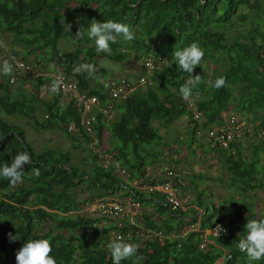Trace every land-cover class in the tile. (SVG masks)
I'll return each mask as SVG.
<instances>
[{
  "label": "trees",
  "instance_id": "obj_1",
  "mask_svg": "<svg viewBox=\"0 0 264 264\" xmlns=\"http://www.w3.org/2000/svg\"><path fill=\"white\" fill-rule=\"evenodd\" d=\"M93 19L126 23L135 39L118 37L110 53L98 54L94 40L87 36ZM81 28L84 36L78 38ZM2 35L0 40L35 69L31 74L23 71L15 80L0 77V113L25 115L40 128L60 130L74 148H84L87 157L83 168H78L69 151L50 146L35 150L24 128L0 115V164L10 163L21 151L32 159L24 167L22 183L13 186L0 178V264H17L18 250L35 239L51 242L57 264H113L107 245L119 238L114 231L123 233L120 238L125 242L139 246V264H214L219 257L220 264H264V259L250 261L237 247L246 235L247 220L264 218L253 204L259 195L264 200V141L259 137L264 131V0H206L203 4L200 0H0ZM63 36L75 46L69 52L61 50ZM193 42L205 51L203 68L193 72L204 82L199 85L200 96L185 101L179 89L190 75L178 68L172 54ZM101 54L127 63L141 60L139 75L143 76L145 57L150 56L153 65L145 82L123 98L110 99L106 77L116 72L97 64ZM82 63H96L100 79L74 74ZM53 69L74 78L79 90L98 98L100 109L91 108L93 134L80 124L74 100L64 99L62 92L52 94L46 86L54 80ZM219 76L226 77V86L216 89L211 82ZM108 110H113L109 120ZM194 110L200 111L199 121L193 118ZM182 115L190 124V146L196 127L224 125L231 115L244 119L245 130L230 147L210 144L221 161L225 179H219L228 188V196L214 201L202 198L199 190L187 198L184 208L171 210L160 196L127 180H157L145 174L147 165L160 163L164 150L154 148L162 135L152 121L165 126ZM105 129L110 137L104 151L111 157L106 164L96 150L105 141ZM117 166L128 172L126 179L115 170ZM37 168L39 177L34 175ZM113 193L150 208L132 219L122 215V225L80 208L79 203ZM102 218L106 222L100 224ZM215 220L225 223L227 231L206 237V229ZM190 224L198 228L185 230ZM147 229L161 231L164 237H148ZM10 234L17 239L11 240Z\"/></svg>",
  "mask_w": 264,
  "mask_h": 264
},
{
  "label": "rangeland",
  "instance_id": "obj_2",
  "mask_svg": "<svg viewBox=\"0 0 264 264\" xmlns=\"http://www.w3.org/2000/svg\"><path fill=\"white\" fill-rule=\"evenodd\" d=\"M0 37H4L3 35ZM2 41V40H0ZM61 50H65L67 52L71 51L75 48L74 44L72 43L71 39H69L68 36H63L59 40ZM6 44V43H5ZM12 50V49H11ZM9 48V45L6 44V47H0V64L3 63V61L7 60L10 63L13 64L12 57L18 58L21 57V53H14ZM64 54V52H62ZM210 65H212V62H209ZM141 60L138 61H132L129 62L126 69L116 72V74L124 75L128 77L129 79L135 80L136 77L141 74ZM28 67L31 69L30 73L33 71V68L35 67L32 64H27ZM14 66V64H13ZM150 69V68H149ZM149 69H146L145 75L149 72ZM38 70V69H37ZM23 69L16 68L14 66L13 75L10 76L11 80H15L16 76H21L23 74ZM61 74L64 78V80H67V82H73L76 85V89L78 92H84L83 90H79L76 81L74 78L67 76L63 71H58V69H53L52 74ZM3 74L0 73V77H2ZM53 76V75H52ZM54 77V76H53ZM50 82L46 85H48ZM62 95H64V99L69 100L67 98L66 93L61 91ZM42 94L46 96L44 91H42ZM89 95V94H87ZM0 115H2L0 113ZM224 115H226V112H224ZM238 115V114H237ZM4 118H6L9 122L19 124L24 128L25 137L28 139V141L34 146L33 148L35 150L40 151L42 148L46 146L60 148L65 151H69L71 154V161L78 167L83 168L85 165L83 163L84 158L87 157L86 152L84 148H74L71 145V142L66 139V137L62 134V132L56 128H50V129H44L36 126L30 118H28L25 115H18V114H11V115H2ZM6 116V117H5ZM107 119H111L113 116V110H108L106 112ZM240 116V115H239ZM227 115L225 116V118ZM255 120V118H254ZM152 123L156 125L158 128L159 133L162 135V142H159V145H155L154 148L157 150L161 146L164 147L163 149V155L162 160L158 164L154 165H147V171L150 175H155V177H161V171L163 167H171L175 168L180 173V176L182 177L184 181L185 187L181 191L187 196L188 199H191L194 197V195L201 190L203 194L201 195L202 198H208L210 200L217 201L218 199H222L223 197H227L229 194V190L226 187V185L219 179V177H223L225 179V174L223 173V169H221V161L219 160L218 155L215 153L213 149H210V144H212L209 140L205 139V134L202 133L199 136H194L193 140L191 141V146L188 144L190 139V124L187 121L186 117L184 115L180 116L179 118L171 121L170 124L162 126L159 125L156 120H153ZM201 140L202 142L198 141ZM253 141H259V138L256 137L253 139ZM102 146L98 147V151L101 152V150L104 148V146H108V141L102 142ZM101 148V150H100ZM208 148V150H206ZM104 151V150H103ZM263 163V160L260 162ZM193 181L190 182L189 180ZM142 183H145L142 181ZM83 186V185H82ZM84 187H82L83 189ZM80 191V190H79ZM121 190H119L117 193H120ZM86 192H79V196L83 197ZM117 193H113L110 195H104L105 198H114L116 200H120L122 203H124V200L132 199L129 196H125L124 199H121L122 196H117ZM94 197V196H93ZM99 197H94L93 199L89 200L88 203L93 201L94 199ZM80 208L84 210V207L86 203H79ZM253 204L257 205V208H259L262 213H264V200L262 195L257 198L253 199ZM125 205V203H124ZM146 206L143 207H132V205H126V211L130 213V211L137 210L138 212L143 211ZM134 208V209H133ZM143 209V210H142ZM201 213V211H200ZM123 216L127 215V213H123ZM121 215V216H122ZM120 216V215H119ZM118 216V217H119ZM120 216V217H121ZM210 228H207L205 233L206 236L210 233ZM221 261H218V264Z\"/></svg>",
  "mask_w": 264,
  "mask_h": 264
},
{
  "label": "clouds",
  "instance_id": "obj_3",
  "mask_svg": "<svg viewBox=\"0 0 264 264\" xmlns=\"http://www.w3.org/2000/svg\"><path fill=\"white\" fill-rule=\"evenodd\" d=\"M205 2L206 0H200L201 4ZM76 36L78 38L84 36L82 28L77 32ZM87 36L89 39L94 40L95 51L98 54L110 53V45L111 43H115L118 37H123L125 41L135 39V33L128 24L115 20L98 22L93 19L90 27H88ZM0 47H6V44L0 41ZM172 56L178 68L190 75V79L179 89L182 99L190 101L194 95L199 97V85L204 81L201 75H193V72L198 66L203 68L204 49L198 43L193 42L188 47L175 51ZM13 64L7 60L3 61L0 64V73L5 76L13 75L15 66ZM23 70L30 71L31 69ZM97 71L96 63H82L74 68V74H87L88 78L99 80L100 77L97 76ZM211 83L213 87L220 89L226 86V77L219 76ZM64 87L63 80L56 78L50 85V89H48L52 94L59 95ZM108 104L107 109L110 107V102H107ZM31 163L32 159L30 154L26 151H21L12 158L10 163L4 162L0 164V178L9 181L13 186L22 183L24 167ZM34 175L37 177L40 176V170L38 168L35 169ZM210 231L218 237L222 232H226V229L217 224L214 232L212 230ZM245 232L246 235L237 242L238 249L245 253L250 261L264 259V218L247 220ZM10 239L16 240L17 238L10 234ZM107 248L110 250L113 264H121L122 261L126 260H131L132 264H139V261L142 259V257L137 255L139 246L125 242L123 238L111 240ZM51 253L52 244L48 239L28 240L16 253V262L17 264H57L56 259Z\"/></svg>",
  "mask_w": 264,
  "mask_h": 264
},
{
  "label": "built area",
  "instance_id": "obj_4",
  "mask_svg": "<svg viewBox=\"0 0 264 264\" xmlns=\"http://www.w3.org/2000/svg\"><path fill=\"white\" fill-rule=\"evenodd\" d=\"M13 63L16 68L19 69H29V67L24 63L23 60L18 58H13ZM143 64L146 68L152 67V58L150 56L145 57ZM54 79L60 78L63 80L64 88L61 90L66 93L67 98L73 99L77 110L80 112V124L83 126L84 130L89 134H93L92 122L95 119L94 113L91 111L92 106L100 109L99 100L94 95H87L84 92H78L76 89V85L73 82H67L64 80L61 74H52ZM53 82V81H52ZM48 88L50 89V85ZM145 82V78L143 75H139L136 80H129L124 77L116 78L109 77L107 79L108 86V95L110 99H119L125 97L136 85ZM109 106V104L107 105ZM193 118L196 121L200 120V111H193ZM227 118V117H226ZM245 121L243 118L237 115H231L226 119L224 125L221 126H208L205 129L200 128V126L196 127V135L199 136L202 133L205 134V139L209 140L212 143H219L224 147H230L233 143L240 137L245 128ZM72 125L68 126V129H71ZM259 137L264 141V131L259 134ZM98 152V151H97ZM101 156V160L104 164L108 163L110 160V156L106 154H102L98 152ZM117 172L123 177L127 178L128 172L123 167L117 166ZM160 181L156 182H147L145 185V189L148 192L154 193L161 197L162 202L166 204L171 210L175 208H184L187 203V196L181 191L179 184H183L184 181L180 176V173L175 170V168L171 167H163ZM127 205H132V207H139L140 203L136 199H130ZM126 204L122 203L120 200H116L114 198H104L99 197L86 204L84 210H87L89 213L98 215L101 217H109L117 219L116 223L122 225L119 217L125 212ZM134 209V208H133ZM137 210L130 211L131 215H135ZM120 215V216H119ZM119 216V217H118ZM106 222L103 218L100 220V224ZM221 225L227 231V225L220 220H215L213 224L209 227L213 232L216 228V225ZM193 228L197 229V224H190L189 226H185V230ZM117 237H123V233L114 231L113 232ZM145 233L148 237L158 238L162 240L163 233L161 231H153V229L145 230ZM225 232H222L219 236H222ZM126 234L129 235V232ZM217 237L211 231L206 237Z\"/></svg>",
  "mask_w": 264,
  "mask_h": 264
},
{
  "label": "water",
  "instance_id": "obj_5",
  "mask_svg": "<svg viewBox=\"0 0 264 264\" xmlns=\"http://www.w3.org/2000/svg\"><path fill=\"white\" fill-rule=\"evenodd\" d=\"M97 64L100 67L119 72L124 69H126L128 63L121 59H115L107 54H101L96 59ZM221 257L217 258V260L214 262V264H218V261H221Z\"/></svg>",
  "mask_w": 264,
  "mask_h": 264
},
{
  "label": "crops",
  "instance_id": "obj_6",
  "mask_svg": "<svg viewBox=\"0 0 264 264\" xmlns=\"http://www.w3.org/2000/svg\"><path fill=\"white\" fill-rule=\"evenodd\" d=\"M33 71H34V69H33ZM119 72H120V71H119ZM109 77H111L110 74L107 75L106 80H107ZM93 113H94V112H93ZM112 117H113V116H112ZM112 117H111V118H112ZM106 119H107V117H106ZM107 123H109V121H108ZM92 127H93V126H92ZM93 132H94V129H93ZM104 135H105V139H104V140L107 141V138L110 137V134H109L108 129H105V130H104ZM102 144H103V143H101L100 145H97V146L100 147V146H102ZM95 148H96V147H95ZM104 149H105V148H103L102 150H104ZM96 150H98V148H96ZM100 150H101V148H100ZM103 152H104V153H102V154L109 155L107 152H105V151H103ZM109 156H110V155H109ZM115 170L117 171V168H115ZM145 174L150 175L149 172L147 171V168H146ZM161 174H162V172H161ZM152 176H155V175H150V177H152ZM156 178H157L156 181H158V179L161 178V177H156ZM156 181H155V182H156ZM127 182H128L129 184L133 185V186H136V187L140 188V189H144V188H145V185L147 184V182H145V181H144L145 183H142L140 178H133V179L127 180ZM121 192H122V190H121ZM121 192H120V193H121ZM124 197H125V196L121 197V199H124ZM129 200H130V199L124 200V203L127 205V203L129 202ZM145 206H146L145 208H147V209L150 208L149 205H145ZM140 207H143V208H144V205H143V206L140 205ZM126 212H127V211H126ZM127 216H128L130 219H132V218L135 217V215H131V214L128 213V212H127Z\"/></svg>",
  "mask_w": 264,
  "mask_h": 264
}]
</instances>
